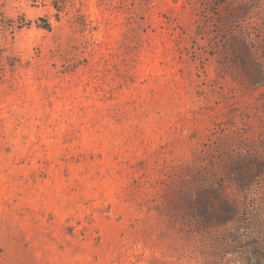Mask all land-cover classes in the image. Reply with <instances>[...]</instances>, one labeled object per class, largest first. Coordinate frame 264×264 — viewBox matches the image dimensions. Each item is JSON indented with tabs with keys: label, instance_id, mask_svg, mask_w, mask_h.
I'll list each match as a JSON object with an SVG mask.
<instances>
[{
	"label": "rangeland",
	"instance_id": "374dc122",
	"mask_svg": "<svg viewBox=\"0 0 264 264\" xmlns=\"http://www.w3.org/2000/svg\"><path fill=\"white\" fill-rule=\"evenodd\" d=\"M0 264H264V0H0Z\"/></svg>",
	"mask_w": 264,
	"mask_h": 264
},
{
	"label": "trees",
	"instance_id": "16d2710c",
	"mask_svg": "<svg viewBox=\"0 0 264 264\" xmlns=\"http://www.w3.org/2000/svg\"><path fill=\"white\" fill-rule=\"evenodd\" d=\"M41 21L43 23H42V25H39V26H42L44 28H49L50 27V24L45 19H41Z\"/></svg>",
	"mask_w": 264,
	"mask_h": 264
}]
</instances>
